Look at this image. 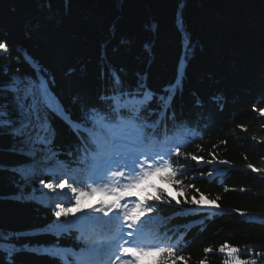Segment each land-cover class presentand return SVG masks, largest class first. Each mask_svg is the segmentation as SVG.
<instances>
[{
  "label": "trees",
  "instance_id": "16d2710c",
  "mask_svg": "<svg viewBox=\"0 0 264 264\" xmlns=\"http://www.w3.org/2000/svg\"><path fill=\"white\" fill-rule=\"evenodd\" d=\"M0 43L7 45L0 50V77L17 70L34 76L42 68L73 118L83 105L106 106L100 98L112 91L117 73L126 85L150 89L157 98L153 108L171 94L169 115L177 119L167 121L168 135L158 139L190 141L171 158L176 179L194 186L185 193L189 199L203 193L219 208L183 203L178 186L164 180L182 203L161 205L164 215L148 228L166 234L188 264H223L228 257L218 248L225 242L240 248L242 259L264 264V171L248 168L264 169V0H0ZM52 122L59 153L53 163L69 183L73 176L86 180L90 154L68 124L54 114ZM11 144V137L0 138V162L25 164V157L7 151ZM220 160L229 163L216 173L208 161ZM54 175L48 170L39 178ZM39 178L32 183L38 190ZM12 181L13 174L0 172V228L22 234L21 245L28 244L15 264H65L31 250L37 247H70L76 254L86 249L78 239L82 229L59 236L47 231L56 221L57 200L14 199L19 189ZM98 199L85 198L83 207ZM245 249L252 251L243 255ZM76 254L66 264H78Z\"/></svg>",
  "mask_w": 264,
  "mask_h": 264
},
{
  "label": "snow or ice",
  "instance_id": "6c2138e0",
  "mask_svg": "<svg viewBox=\"0 0 264 264\" xmlns=\"http://www.w3.org/2000/svg\"><path fill=\"white\" fill-rule=\"evenodd\" d=\"M0 50L6 52L7 45L0 43ZM33 72L34 76L17 70L12 75L5 73L7 79L0 77V138L11 137L12 144L7 151L26 158L25 164L0 162V172L13 174L12 182L19 189V194L12 198L42 204L57 200L54 205L56 221L47 231L59 236L72 227L82 229L78 239L85 241L86 249L79 254L78 264H146V258H150L147 264H188L184 256L177 255V246L169 242L166 234L158 236L148 228L151 222L164 215L161 205L173 201L177 205L182 203L177 196L151 183V178L166 172L168 175L161 176V180L178 186V195L184 197L183 203L194 204L201 209L219 208V205L203 193L199 199L195 195L189 199L185 193L194 186H185L176 179L179 173L171 158L173 155L180 157L181 147L190 141L185 138L181 144L158 139L161 135L167 137V121L177 119L174 112L169 115L171 94L159 97L160 103L153 108L157 98L150 89L141 91L139 85L136 88L126 85L117 73L113 76L112 91L100 98L106 106L83 105L81 116L73 118L71 111L52 90L44 70L34 69ZM74 102L79 103L78 100ZM53 114L69 125L81 139L83 151L92 156L84 181L73 176L72 183H69L62 166L53 163L59 155L53 147L56 135ZM260 114L264 116V109ZM0 151L4 149L0 148ZM188 155L197 163L203 160V157ZM218 163L229 162L220 160ZM248 168L264 171L251 164ZM46 169L56 175L48 181L39 178L42 186L39 190L32 187L33 181L42 177ZM28 187H32L30 193L24 191ZM65 189L71 194V200L62 199L66 195ZM49 193H55V196ZM87 197L99 199L96 204L84 208L82 202ZM65 203L70 206L66 207ZM81 212L84 215L78 216ZM240 214L245 215L243 212ZM69 216L77 219L69 221ZM61 218L64 223L59 222ZM85 229L97 234L95 237L87 235ZM23 239L22 234L16 231L0 228V264H15V255L28 247V244L21 245ZM31 250L58 257L65 264L70 255L67 249L58 246ZM204 251L210 253L213 249L205 248ZM218 251L228 257L223 264H256L254 259H242V250L227 242ZM251 251L245 249L243 255ZM200 264L207 262L202 260Z\"/></svg>",
  "mask_w": 264,
  "mask_h": 264
},
{
  "label": "rangeland",
  "instance_id": "374dc122",
  "mask_svg": "<svg viewBox=\"0 0 264 264\" xmlns=\"http://www.w3.org/2000/svg\"><path fill=\"white\" fill-rule=\"evenodd\" d=\"M222 164L218 163V162H212V169L215 171V170H219V166H221ZM48 170L46 169L45 172H47ZM158 176L155 175L151 178V183L159 186V187H162L163 189H165L168 193H170L172 196H175V191L169 187L166 183L164 182H161L158 178ZM39 178V177H38ZM39 181V179H37ZM46 192H48V190L46 189L45 190ZM50 196H55V193H49ZM64 200H71V194L69 192H67V197L66 198H63ZM74 203V201H73ZM70 206V205H68ZM83 212L79 213L78 215H81ZM93 215H100V214H93ZM69 251V249H67ZM71 251V249H70Z\"/></svg>",
  "mask_w": 264,
  "mask_h": 264
},
{
  "label": "bare ground",
  "instance_id": "6f19581e",
  "mask_svg": "<svg viewBox=\"0 0 264 264\" xmlns=\"http://www.w3.org/2000/svg\"><path fill=\"white\" fill-rule=\"evenodd\" d=\"M127 231V230H126ZM39 248H42V247H39Z\"/></svg>",
  "mask_w": 264,
  "mask_h": 264
}]
</instances>
